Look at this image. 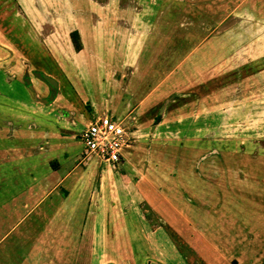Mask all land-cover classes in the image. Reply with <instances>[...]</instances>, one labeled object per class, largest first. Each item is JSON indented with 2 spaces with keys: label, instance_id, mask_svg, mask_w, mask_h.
Returning a JSON list of instances; mask_svg holds the SVG:
<instances>
[{
  "label": "crops",
  "instance_id": "1",
  "mask_svg": "<svg viewBox=\"0 0 264 264\" xmlns=\"http://www.w3.org/2000/svg\"><path fill=\"white\" fill-rule=\"evenodd\" d=\"M215 1L204 4L203 0H53L48 10L36 6L31 12L27 1H23L25 14L29 11L57 17L51 19L49 31L33 44L38 57L50 58L51 68L32 69L33 80L32 67L25 61L24 70L36 99L26 89L24 70L19 74L14 62L0 56L2 82H21L12 102L0 88V105L10 110L0 117V137L11 140L17 135L26 139L23 145L11 144L12 157L6 148L0 156V176H10L0 181V190L5 192L0 194V264H43L41 257L37 263L33 261L43 255L44 249L52 256L45 264H58L55 256L61 252L84 259L88 255V264H191L187 247L201 258L207 255L202 264H264L261 161L254 163L258 166L259 182L251 180L257 173L246 174L248 179H243L245 175L239 178L236 172L230 174V261L223 259L219 263L215 254L220 256L221 252L203 235V216L199 214L202 200L187 205L188 197L174 192L176 198L166 188L174 171L172 165L177 166L174 172L183 181L180 190L186 191L188 180L194 179L195 171L182 164L188 152L197 150V134L191 129L202 125L197 122L201 112L193 117H172L176 109L168 102L159 120L157 112L172 94L173 69L186 61L189 52L218 26L205 23V27L203 20H188L187 16H214L211 8L220 6ZM23 2L19 0L22 5ZM242 2L250 7L244 5L243 13L256 15L258 29L263 30L264 0H227L226 5L234 3L236 9ZM231 12L235 13L229 10L228 14ZM72 29L77 31L80 41L77 50L69 37ZM249 36L244 44L250 49L254 39ZM186 46L190 47L188 52ZM23 59L30 62L29 58ZM244 59L245 67L258 63L257 70H244L241 76H235L242 85L238 92L234 90L235 82H230L231 110L238 109L236 102L242 98L262 93L264 66L260 64H264V50ZM230 62H234L231 56ZM37 70L56 81L53 96L46 102L42 98L48 95L49 88L33 74ZM102 113L116 118L130 113L134 117L136 139L123 147L115 163L85 156L80 150L79 130ZM255 158H264V152ZM8 159L13 163L7 164ZM14 163L18 168H8ZM250 169L254 167L247 170ZM21 173L26 174V179L17 181L12 193L11 184L4 179ZM158 199L171 207L185 225L178 230V241L166 228ZM145 201L146 212H156V223L138 214ZM79 208L83 211L77 213ZM190 211L193 214L188 215ZM74 222L77 225L71 226ZM85 228L90 232L84 235ZM87 238L92 240L91 245L88 242V252L82 250L87 246L83 241ZM136 238L143 244L138 247L141 259L132 260L129 256L134 251L130 252L128 244ZM74 249L79 251L73 252ZM102 255L108 257L103 261L97 259Z\"/></svg>",
  "mask_w": 264,
  "mask_h": 264
},
{
  "label": "rangeland",
  "instance_id": "2",
  "mask_svg": "<svg viewBox=\"0 0 264 264\" xmlns=\"http://www.w3.org/2000/svg\"><path fill=\"white\" fill-rule=\"evenodd\" d=\"M20 1L23 2L25 0ZM26 1L27 9L30 12L36 6L39 8L45 6L46 11L48 8H51L53 2V0H42L43 3L40 0ZM209 2L210 0H203L204 4ZM215 2L217 4L220 3V6L219 8H211L214 16H187L188 20L191 17L193 19L196 18L197 21L203 20V26H205V23L208 26L211 24H218V26L212 33L208 32L209 35L201 45L189 52L191 55L188 59L191 61H187V59L178 64V67L173 69L174 71L172 70V94L167 99L168 106H173L176 109L172 112V117L179 119L187 115L193 117L195 113L201 112V115L197 117V122H201L202 125H200V128L196 125L191 129L197 134V150L195 152H188L187 158L183 159L182 164L190 171H195V175L193 176L195 180H188L186 191L184 189L180 190V185L183 184V181L180 180L178 173L174 172L177 166L172 165V170L174 171L170 173V181H166V188L172 195L174 192H177L183 198L185 196L188 197L191 203L189 202L187 205L194 204V202L199 203L202 200L203 208H199V214L203 216V235L221 252V254L219 253L220 256L215 254V257L219 263H222L223 259L230 261V193H232L230 192V174L234 175L236 172L239 174V178L245 175L243 179H248L246 174L254 175L257 173L258 166L254 163L261 161L262 172L260 175L261 181L264 184V158L260 160L255 158L256 155L264 152V79L260 80L263 88L260 96L248 97L244 100L242 98L241 101L236 102L235 107L238 106V109H230V82H235L234 90L238 92L242 85L238 83L239 79H236L235 76H241L244 70H257L258 63L251 64L248 62L249 65L245 67L246 64H243L242 60H246L244 57L247 58L250 53L251 56H256L261 50H264V28L259 31L256 15H254V18L250 14L243 13L242 7L246 5L250 8L249 3L242 2L235 9L233 8L234 3L230 7L226 5L227 0H217ZM24 10V2L22 5L19 3V0H0V56L5 55V58H9L8 61L14 62V67H16L19 74L23 72L26 65L25 61H27L29 63L27 65L32 67L30 68V75L34 80L31 70L34 68L39 69L42 66L51 68L52 62L49 57H38L33 44L35 40H40L42 34L49 31L48 26L51 23V19L57 16L51 14H30L29 11L25 14ZM229 10L235 13L231 12L228 14ZM172 17H176V15ZM251 24L253 25L250 30ZM259 35H261L260 40L257 38ZM247 36L254 39L250 49L244 44V39H248ZM187 41L189 44V40ZM2 43L7 44L10 48L5 47ZM186 47L188 52L190 47ZM249 50H251L250 53H248ZM230 56L231 59L234 58V62H230ZM23 57L29 58L30 62L27 59H23ZM199 60L201 62H198ZM260 65L264 66L263 63ZM243 67L245 68L243 69ZM200 69H202V78H200ZM0 76H2L1 73ZM250 81L253 82V79ZM20 86L21 82L19 80L14 79L8 85L5 80L2 82V78L0 79V88L2 87L1 89L5 90L8 101L12 102L16 98L15 95L18 96L17 87ZM257 98L261 100L249 101ZM8 112L10 110L3 109L0 105V117L2 115L5 116ZM24 140H26L24 137L17 135H13L11 140L0 137V156L4 148H6L8 156H11L13 153L10 148L11 144L16 142L17 146H20L23 145ZM83 146V143L80 141V150L83 149ZM1 160L0 158V166L2 167L3 163H1ZM251 162H253V166ZM10 163H13V161L8 159L7 164ZM16 165L14 163L13 165H9L8 168H18ZM249 167H254V170H247ZM21 174L12 176L9 180H5L9 175L0 176V181L2 180L1 178H5L4 181L11 184L9 188L12 191L18 186L16 184L17 181L20 180L22 182L23 178L26 179V174ZM260 175L257 173V176L252 177L251 180L259 182L258 176ZM3 193L5 192L0 190V194ZM175 197L177 198V194ZM157 202L160 211H162L166 219V228L178 241V230L181 227H185L181 221V217L161 199H158ZM146 204L147 201L140 204L138 214L146 216L150 219V223H156V212L150 209L149 212H146L148 210ZM212 209L214 210L212 211ZM81 211H83V208H79L77 213ZM190 212L192 213L188 215L193 214V211ZM27 221H31V219ZM77 223L74 222L71 226L77 225ZM25 224L26 222L21 227H24ZM88 231L85 228L83 234H88L90 232ZM76 241H73V243H76ZM83 241H85V245L87 246L82 250L88 252L91 245L90 241L92 242V240L87 238ZM88 242L90 245H88ZM123 242L127 243L128 240H121V243ZM128 245L131 247L130 252L134 251V254L129 256L130 259L134 260V257L141 259L139 252L143 245L142 240L136 238ZM205 246L208 245L205 243ZM138 247L141 248L139 249ZM191 250L189 247L186 249L188 253L187 258L191 264H196L197 262L202 264L205 262L204 259L207 255H203L204 257L201 258ZM43 251V255L37 256L33 262L37 263V259L40 257L44 261L43 264L49 262L47 259H50L52 256L45 253V249ZM77 251L79 250H73V252ZM107 257L102 255L97 259L103 261ZM55 260L58 264H72L73 262L86 264L88 255L84 259L77 254H65L61 252L59 256H55Z\"/></svg>",
  "mask_w": 264,
  "mask_h": 264
},
{
  "label": "built area",
  "instance_id": "3",
  "mask_svg": "<svg viewBox=\"0 0 264 264\" xmlns=\"http://www.w3.org/2000/svg\"><path fill=\"white\" fill-rule=\"evenodd\" d=\"M134 117L128 113L120 118L108 113L94 116L78 133L83 143L82 153L98 160L115 163L124 146L135 139Z\"/></svg>",
  "mask_w": 264,
  "mask_h": 264
},
{
  "label": "water",
  "instance_id": "4",
  "mask_svg": "<svg viewBox=\"0 0 264 264\" xmlns=\"http://www.w3.org/2000/svg\"><path fill=\"white\" fill-rule=\"evenodd\" d=\"M33 74L35 76H37L39 79L43 80L44 82L47 83L48 85V88H49V93L46 97H43L42 98V101L43 102H46L48 99L52 98V94L55 90V87H56V81L53 77H51L50 75L48 74H45L43 72H39V71H33ZM23 80L25 82V86H26V89L28 91V93L30 94V96L34 99H36L34 97V88L32 86V84L30 83V80L28 78V75H27V71L24 70V73H23ZM167 100H164V102L160 105L159 109H158V112H157V116H156V120H159L160 119V116L163 112V108L166 104Z\"/></svg>",
  "mask_w": 264,
  "mask_h": 264
},
{
  "label": "trees",
  "instance_id": "5",
  "mask_svg": "<svg viewBox=\"0 0 264 264\" xmlns=\"http://www.w3.org/2000/svg\"><path fill=\"white\" fill-rule=\"evenodd\" d=\"M69 37L72 43V46L75 50H77L78 48H80V41L78 38V33L75 29H72L69 31Z\"/></svg>",
  "mask_w": 264,
  "mask_h": 264
}]
</instances>
